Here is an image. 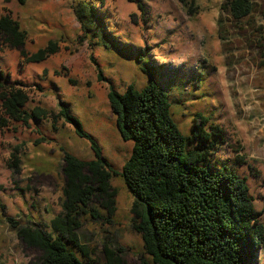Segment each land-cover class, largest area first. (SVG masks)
Here are the masks:
<instances>
[{"label": "rangeland", "instance_id": "obj_1", "mask_svg": "<svg viewBox=\"0 0 264 264\" xmlns=\"http://www.w3.org/2000/svg\"><path fill=\"white\" fill-rule=\"evenodd\" d=\"M224 1L105 0L103 8L109 9L113 33L143 47L152 63L184 79L201 78L195 95L182 99L184 107L176 110V117L183 126L197 111L214 113L227 138L221 153L232 158L236 149L245 156L240 172L248 178L264 224V0H252L256 10L250 23L232 21L220 9ZM73 4L0 0V15L9 14L25 31L26 52L49 41L58 47L45 60L31 63L21 57L20 48L0 38V71L28 92L27 108L40 105L51 112L42 121H9L0 127V264L39 261L41 250L23 242L17 228L36 224L52 230L50 220L61 211L62 148L82 160L94 158L90 142L79 137L72 124L61 118L53 121L63 104L99 144L113 170L119 173L131 153L132 141L121 138L107 91L110 86L123 91L129 83L142 86L146 76L131 57L115 50L102 54L82 29ZM194 82L188 81L189 92ZM13 154L19 159L17 167ZM110 184L116 191L110 222L104 219L106 211L92 203L104 218L86 214L77 229L80 242L100 263L107 244L121 250L126 264H152L131 226L132 195L119 174ZM255 253V263L264 264V246Z\"/></svg>", "mask_w": 264, "mask_h": 264}, {"label": "trees", "instance_id": "obj_2", "mask_svg": "<svg viewBox=\"0 0 264 264\" xmlns=\"http://www.w3.org/2000/svg\"><path fill=\"white\" fill-rule=\"evenodd\" d=\"M73 1L76 18L100 52L115 50L131 57L146 82L142 86L129 83L123 91L110 86L107 91L117 130L124 141H132L129 158L119 173L66 104L52 115L54 122L64 119L90 142L94 158L82 160L62 148L61 211L50 220L52 230L36 224L17 228L23 242L41 250L36 264H126L121 250L107 244L104 261H96L77 234L86 214L103 217L92 203L106 211L103 218L110 222L116 194L110 180L117 174L133 197L131 226L139 233L152 264H256V249L264 246V224L248 178L240 172L245 156L236 149L232 158L221 153L227 138L212 111L195 112L183 126L176 117V110L184 107L182 99L195 95L201 78L184 79L167 72L163 64L151 62L143 47L130 45L113 33L109 9L103 8L105 0ZM180 1L187 4V0ZM137 7L142 9L140 3ZM220 9L235 23H250L256 10L252 0H225ZM0 38L20 48L21 57L31 63L45 60L58 49L56 42L49 41L26 52V33L9 14L0 15ZM188 81L194 82L191 92ZM28 101L22 84L0 71V127L9 121L28 125L49 117L50 110L40 105L27 108ZM13 156L17 167L19 159Z\"/></svg>", "mask_w": 264, "mask_h": 264}, {"label": "crops", "instance_id": "obj_3", "mask_svg": "<svg viewBox=\"0 0 264 264\" xmlns=\"http://www.w3.org/2000/svg\"><path fill=\"white\" fill-rule=\"evenodd\" d=\"M264 132V131H263ZM263 135H264V133H263Z\"/></svg>", "mask_w": 264, "mask_h": 264}]
</instances>
